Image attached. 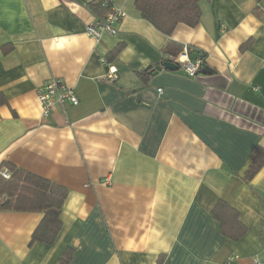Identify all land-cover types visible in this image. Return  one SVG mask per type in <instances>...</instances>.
Instances as JSON below:
<instances>
[{
    "label": "crops",
    "instance_id": "crops-1",
    "mask_svg": "<svg viewBox=\"0 0 264 264\" xmlns=\"http://www.w3.org/2000/svg\"><path fill=\"white\" fill-rule=\"evenodd\" d=\"M96 1L0 0V166L68 190L52 245L32 243L44 213L0 211V264L264 263V164L246 178L264 159V0H205L171 36L113 0L127 17L99 41ZM185 48L206 73L155 72ZM52 78L79 104L43 119Z\"/></svg>",
    "mask_w": 264,
    "mask_h": 264
},
{
    "label": "trees",
    "instance_id": "trees-1",
    "mask_svg": "<svg viewBox=\"0 0 264 264\" xmlns=\"http://www.w3.org/2000/svg\"><path fill=\"white\" fill-rule=\"evenodd\" d=\"M205 0H135L136 8L142 17L161 33L171 36L179 24L194 28L202 19L201 2ZM94 13L105 18L110 9L98 0L92 5ZM264 164L255 160L247 173L252 179ZM6 169L10 178L5 179L1 172ZM68 190L48 179L35 175L17 166L4 162L0 166V211L44 213V218L32 238V243L52 245L62 225L61 210ZM71 257V251L62 257V264ZM162 261H159L161 264Z\"/></svg>",
    "mask_w": 264,
    "mask_h": 264
},
{
    "label": "built area",
    "instance_id": "built-area-1",
    "mask_svg": "<svg viewBox=\"0 0 264 264\" xmlns=\"http://www.w3.org/2000/svg\"><path fill=\"white\" fill-rule=\"evenodd\" d=\"M103 4L110 9V12H108L109 14L105 18L92 23V25L89 24L86 26V35L98 41L101 40L105 34L116 36L119 30V24L127 17V13L124 12L123 9L117 7L113 0H103ZM101 61L103 64H108L105 58ZM205 63L206 57L204 55H199L195 60H191L187 48H185L184 53L175 60V64L183 68L186 75L190 77L198 76L205 66ZM117 79V69L110 65L107 80L112 83ZM158 92L161 93L162 89H159ZM38 100L42 108L43 119L49 118L57 106H76L79 104V98L75 91L60 78H52L45 86L40 88L38 91ZM2 175L5 179L10 178V174L7 170H4ZM235 259L236 257L229 258L226 264H235ZM254 262L255 264H264L260 259H255Z\"/></svg>",
    "mask_w": 264,
    "mask_h": 264
},
{
    "label": "water",
    "instance_id": "water-1",
    "mask_svg": "<svg viewBox=\"0 0 264 264\" xmlns=\"http://www.w3.org/2000/svg\"><path fill=\"white\" fill-rule=\"evenodd\" d=\"M162 68H164L166 70H169V71H178L179 70V66L178 65H176L174 63H171V62H164L162 66H158L155 69V72L160 71ZM202 71L206 73L208 71V68H204Z\"/></svg>",
    "mask_w": 264,
    "mask_h": 264
}]
</instances>
